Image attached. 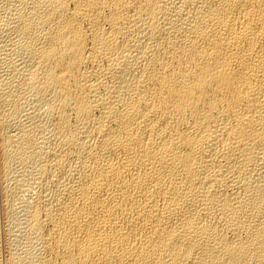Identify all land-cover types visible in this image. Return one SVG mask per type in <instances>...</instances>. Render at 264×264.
<instances>
[{
    "label": "bare ground",
    "instance_id": "6f19581e",
    "mask_svg": "<svg viewBox=\"0 0 264 264\" xmlns=\"http://www.w3.org/2000/svg\"><path fill=\"white\" fill-rule=\"evenodd\" d=\"M0 264H264V0H0Z\"/></svg>",
    "mask_w": 264,
    "mask_h": 264
}]
</instances>
